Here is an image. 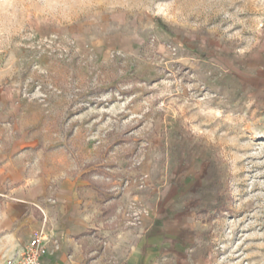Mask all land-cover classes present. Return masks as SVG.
Returning a JSON list of instances; mask_svg holds the SVG:
<instances>
[{
    "label": "rangeland",
    "instance_id": "374dc122",
    "mask_svg": "<svg viewBox=\"0 0 264 264\" xmlns=\"http://www.w3.org/2000/svg\"><path fill=\"white\" fill-rule=\"evenodd\" d=\"M2 97L49 168L167 213L156 264H264V0H0Z\"/></svg>",
    "mask_w": 264,
    "mask_h": 264
},
{
    "label": "crops",
    "instance_id": "0c3cea01",
    "mask_svg": "<svg viewBox=\"0 0 264 264\" xmlns=\"http://www.w3.org/2000/svg\"><path fill=\"white\" fill-rule=\"evenodd\" d=\"M12 102L0 99V211L11 240L24 248L42 227L43 214L35 207L40 203L51 218L52 242L59 245H49L44 264H156L160 239L170 253L179 248L167 213L160 216L130 191L102 200L92 179L49 168L16 125ZM132 204L141 211L135 223L125 216Z\"/></svg>",
    "mask_w": 264,
    "mask_h": 264
},
{
    "label": "built area",
    "instance_id": "2783aa9c",
    "mask_svg": "<svg viewBox=\"0 0 264 264\" xmlns=\"http://www.w3.org/2000/svg\"><path fill=\"white\" fill-rule=\"evenodd\" d=\"M128 184V182H126ZM48 202L52 205L55 204V199L50 197L48 198ZM135 207L129 208L125 212V216L131 218L129 223H135L139 220L141 211H139L137 205L134 204ZM35 207H37L43 214L42 219V227L35 231L25 247L23 248L22 258L19 264H44L43 257L49 249V245L53 243L54 248L58 249L59 245L57 242H52V228L49 224H51V218L48 214L47 209L44 205L40 203H35Z\"/></svg>",
    "mask_w": 264,
    "mask_h": 264
}]
</instances>
